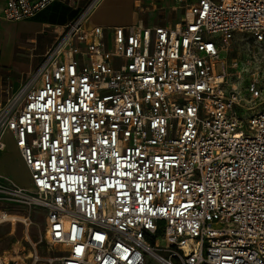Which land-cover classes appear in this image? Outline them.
<instances>
[{
  "label": "built area",
  "instance_id": "2783aa9c",
  "mask_svg": "<svg viewBox=\"0 0 264 264\" xmlns=\"http://www.w3.org/2000/svg\"><path fill=\"white\" fill-rule=\"evenodd\" d=\"M55 1L5 0L2 18ZM100 1L56 27L0 102V151L11 136L30 181L0 179V224L12 206L41 208L48 248L0 249V264H264V105L255 81L224 87L220 56L235 33L264 42V0L88 26Z\"/></svg>",
  "mask_w": 264,
  "mask_h": 264
},
{
  "label": "crops",
  "instance_id": "0c3cea01",
  "mask_svg": "<svg viewBox=\"0 0 264 264\" xmlns=\"http://www.w3.org/2000/svg\"><path fill=\"white\" fill-rule=\"evenodd\" d=\"M87 2L57 0L32 18L8 21L2 18L5 0H0V102L14 93L27 74L39 65L56 38V27L71 21ZM170 4L172 0H101L90 14L87 24L105 28L130 24H175L179 15L169 13ZM2 178L22 186L29 183L28 171L11 136L6 137V147L0 151ZM18 246H21L18 242H12L5 249Z\"/></svg>",
  "mask_w": 264,
  "mask_h": 264
},
{
  "label": "rangeland",
  "instance_id": "374dc122",
  "mask_svg": "<svg viewBox=\"0 0 264 264\" xmlns=\"http://www.w3.org/2000/svg\"><path fill=\"white\" fill-rule=\"evenodd\" d=\"M193 1L172 0V5H169V13H177L179 15L177 22H179L180 18L185 17L187 6ZM173 23L171 22L169 25ZM220 56L226 71L224 87L244 93L247 84L255 81L259 91V97L256 101L259 102L260 106L264 105V42L254 44L249 35L235 33L228 43L227 50L222 51ZM213 71L215 74L222 73V64H215ZM29 184L30 181L27 185ZM10 215L18 218L9 223L0 224V249H5L12 242H18L24 250H27L28 246L31 247V243H36L35 247L41 253L48 250L43 239L45 221L44 211L41 208H35L29 212L26 208L12 206ZM40 238L41 240L38 241ZM148 264L158 263L149 258Z\"/></svg>",
  "mask_w": 264,
  "mask_h": 264
},
{
  "label": "bare ground",
  "instance_id": "6f19581e",
  "mask_svg": "<svg viewBox=\"0 0 264 264\" xmlns=\"http://www.w3.org/2000/svg\"><path fill=\"white\" fill-rule=\"evenodd\" d=\"M10 214H4V217L5 218H8V220L12 221V220H17L16 218L17 217H14L12 215H10V218L8 217ZM10 221H7V222H10ZM13 251V248L11 250H7L4 252V255H3V258H4V261H7L8 260V257H11L12 256V252Z\"/></svg>",
  "mask_w": 264,
  "mask_h": 264
}]
</instances>
